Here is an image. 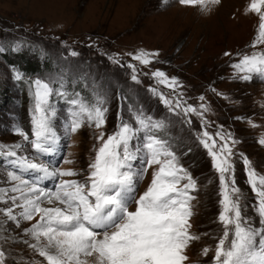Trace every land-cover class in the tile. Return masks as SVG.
<instances>
[{"label":"rangeland","instance_id":"1","mask_svg":"<svg viewBox=\"0 0 264 264\" xmlns=\"http://www.w3.org/2000/svg\"><path fill=\"white\" fill-rule=\"evenodd\" d=\"M249 2L220 0L201 11L179 0H0V48L4 49L0 52V144L21 140L14 131L17 126L30 133L33 101L29 84L36 79L58 81L54 87L62 82L64 91L79 93L87 100L97 93L103 95L109 109L103 129L106 133L115 129L117 112L131 120L129 108L142 109L165 122L160 135L169 140L180 163L197 179L198 191L192 193L196 197L192 201V231L218 234V178L207 149L197 139L201 119L193 114L185 116L181 109L169 111L159 93L172 101L179 96L185 106L197 109L205 104L207 131L213 136L230 133L239 141L233 150L243 153L264 175V145L257 142L264 134V78L234 79L230 66L238 53L264 51V45L250 47L259 21L256 14L246 13ZM139 50L157 55L144 66L132 58ZM226 52L232 55L225 56ZM24 64L35 71L30 72ZM156 70L175 77L180 86L173 89L158 83L152 76ZM17 72L22 79H15ZM51 101L56 109L53 124L61 138L55 159L59 166L86 172L99 130L85 124L76 134L65 137L69 105L59 96ZM249 120L257 126H250ZM63 158L73 163L63 164ZM233 160L237 184L246 194L244 214L255 228H264L253 211L255 197L246 183L242 160L238 155ZM150 178L151 170L139 184L140 192ZM5 179L0 166V186L7 187ZM54 183L44 182L49 189ZM29 226L30 222H22L19 228L11 222L6 225L8 231L2 235L8 238L0 239L5 264L43 259L34 257L22 243L26 239L23 229ZM212 235L190 245L186 264H211L213 253H201L205 246L214 247Z\"/></svg>","mask_w":264,"mask_h":264},{"label":"snow or ice","instance_id":"2","mask_svg":"<svg viewBox=\"0 0 264 264\" xmlns=\"http://www.w3.org/2000/svg\"><path fill=\"white\" fill-rule=\"evenodd\" d=\"M219 2L179 0L182 5L198 6L201 11ZM245 11L258 16L256 35L250 45L255 49L264 45V0H250ZM3 50L0 48V52ZM155 55L139 50L132 58L148 66ZM237 57L230 65L234 79L264 78V51L238 53ZM129 67L136 71L133 65ZM152 76L173 89L180 86L175 77H167L160 70ZM15 79H22V74L17 72ZM132 79L139 82L136 75ZM57 83L52 79L30 82L29 95L33 101L30 133L17 126L14 131L21 140L11 145L0 144V166L6 173L7 185L0 186V239L8 238L2 233L8 231L9 222L17 228L22 222H30L23 229L26 239L22 243L34 257L43 259L26 264H186L190 245L212 234L192 231V201L196 198L192 193L199 186L180 163L169 140L160 135L165 122L142 109L129 108L131 120L117 112L115 129L106 133L103 131L109 111L106 98L97 93L94 99L87 100L79 93L64 91L62 82L54 87ZM151 91L158 94L156 89ZM53 96L65 98L69 105L65 137L76 134L85 124L99 130L86 172L59 166L55 159L61 149V138L53 124L56 116ZM159 96L169 111L181 109L185 116L193 114L201 119L197 139L207 149L217 174L220 228L218 234L212 235L214 247L205 246L201 254L213 253L211 264H264V228H255L244 214L246 194L237 184L233 157L238 155L242 160L246 183L255 197L253 211L260 217L261 225H264V175L256 171L243 153L233 150L239 141L230 133L217 132L213 136L207 131L205 104L201 103L197 109L185 106L179 96L175 101L162 93ZM199 99L203 101L204 97ZM249 124L257 126L251 120ZM257 142L264 145V134ZM62 163L73 161L63 158ZM149 170L151 178L140 192L139 184ZM48 180L55 182L51 189L44 184ZM4 257L0 250V264H5Z\"/></svg>","mask_w":264,"mask_h":264},{"label":"trees","instance_id":"3","mask_svg":"<svg viewBox=\"0 0 264 264\" xmlns=\"http://www.w3.org/2000/svg\"><path fill=\"white\" fill-rule=\"evenodd\" d=\"M24 66H25V68H26L27 70H29L30 72H31V71H35L34 68H30V66H28V65H25V64H24Z\"/></svg>","mask_w":264,"mask_h":264}]
</instances>
